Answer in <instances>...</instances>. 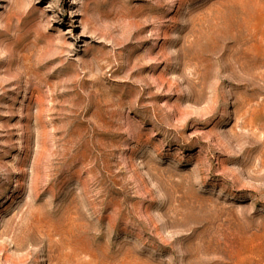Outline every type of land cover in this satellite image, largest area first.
I'll list each match as a JSON object with an SVG mask.
<instances>
[{
  "label": "rangeland",
  "instance_id": "1",
  "mask_svg": "<svg viewBox=\"0 0 264 264\" xmlns=\"http://www.w3.org/2000/svg\"><path fill=\"white\" fill-rule=\"evenodd\" d=\"M0 264H264V0H0Z\"/></svg>",
  "mask_w": 264,
  "mask_h": 264
}]
</instances>
